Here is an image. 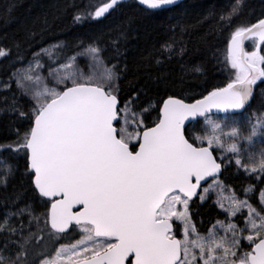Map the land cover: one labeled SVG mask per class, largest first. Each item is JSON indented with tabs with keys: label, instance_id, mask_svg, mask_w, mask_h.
I'll return each instance as SVG.
<instances>
[{
	"label": "snow or ice",
	"instance_id": "6c2138e0",
	"mask_svg": "<svg viewBox=\"0 0 264 264\" xmlns=\"http://www.w3.org/2000/svg\"><path fill=\"white\" fill-rule=\"evenodd\" d=\"M179 2L137 0L152 11ZM122 6L123 0H108L92 12L77 13L73 20H101ZM243 8V0H236L225 22L231 25V17L240 16ZM245 40H254L256 50L246 51ZM260 45L264 19L236 28L225 61L235 70L234 79L193 103L165 91L167 98L160 101L153 125L144 124L151 105H138L139 93L121 97L127 64L113 63L101 39L80 41L74 54L64 59L60 57L69 49L64 41L39 48L31 58H19L5 87L15 85L19 97L26 98L27 111L21 110L16 93L10 102L5 97L3 110L26 123L17 128L12 143L0 145V152L23 154L33 191L47 210L42 217L34 216L25 206L14 215L27 216L29 224L33 220L45 227L50 224V235L70 236L77 227L81 230L80 239L61 245L54 256L38 264H264V191L259 194V209L235 195L227 198V208L219 198L214 201L228 217L247 209L243 227L218 219L204 234L190 211L198 189L203 202L213 187H221L218 178L225 158L218 163L216 149L235 154V165L246 173L264 175V149L258 160L251 151L258 142L264 143V115L253 122L250 114L245 127L227 116L214 119L213 112L227 114L250 105L254 86L264 78ZM112 46L119 54V41ZM179 50L184 51L182 42ZM6 55L0 50V57ZM78 58L86 61L87 73ZM190 71L203 74L205 69L193 65ZM197 117L203 118L202 134H190L186 122ZM245 153L249 163L239 158ZM12 175L9 164L0 173V188H7ZM216 228L223 234L213 231ZM6 234L16 237L11 242L17 250L0 254V264H34L28 258L30 233L26 236L23 222ZM242 240L248 242V251H243ZM7 246L5 241L0 252Z\"/></svg>",
	"mask_w": 264,
	"mask_h": 264
},
{
	"label": "trees",
	"instance_id": "16d2710c",
	"mask_svg": "<svg viewBox=\"0 0 264 264\" xmlns=\"http://www.w3.org/2000/svg\"><path fill=\"white\" fill-rule=\"evenodd\" d=\"M108 0H0V50L7 52L0 59V145L7 146L15 140L17 128L25 125L23 118L10 111H4V99L10 102L15 85L6 88L10 73L19 58H31L33 52L56 41H64L69 49L61 55L64 59L74 54L80 41L88 42L99 38L107 48L106 56L113 63L127 64V71L120 81L121 97L132 98L138 93V105L149 107L143 119L145 125H153L157 119L156 109L168 94H177L188 101L199 99L216 88L226 87L234 79L235 70L226 65L227 48L230 37L238 27L251 26L264 19V0H243L244 8L240 16L231 17L232 23L225 21L236 0H183L177 6L164 10H146L136 0L123 2L122 7L110 10L101 20H86L76 23L74 15L85 11L92 12ZM224 17V19H221ZM183 30V31H181ZM37 33L36 36L31 33ZM123 33V34H122ZM119 41V54L113 49V41ZM176 41L173 43V41ZM181 42L184 51L181 52ZM170 45V48L164 47ZM255 49V41L246 43V51ZM264 55V45H260ZM81 65L86 61L81 59ZM193 65H202L203 74L190 71ZM163 80V83H159ZM22 111H27L26 98L16 93ZM264 113V78L255 85L253 98L244 114ZM242 114V115H244ZM241 114L239 116H242ZM203 120L189 126V133H200ZM218 154L217 150H215ZM12 166L14 175L7 188H0V246L8 241L2 255L16 252L11 242L16 237L8 236L6 230L19 227L23 222L28 258L38 264L42 259L54 256L61 245L74 243L79 239L72 234L50 235L48 225L33 220L29 224L27 216L14 215L19 208L27 206L34 216L46 212L43 198H37L26 171L28 161L23 154L0 152V173ZM239 171V170H238ZM234 166H225L221 179L239 195L245 189H254L250 194L252 204L259 209L264 176L260 181L253 175L238 172ZM192 219L198 229L207 230L226 214L210 198L204 203L192 202ZM7 223H4V220ZM243 244L244 251L249 249Z\"/></svg>",
	"mask_w": 264,
	"mask_h": 264
},
{
	"label": "rangeland",
	"instance_id": "374dc122",
	"mask_svg": "<svg viewBox=\"0 0 264 264\" xmlns=\"http://www.w3.org/2000/svg\"><path fill=\"white\" fill-rule=\"evenodd\" d=\"M1 58H2V57H0V59H1ZM81 59H82V58H78V62H79V63H80ZM80 65H81V63H80ZM81 67L83 68V70L85 71V73L88 72L87 64H86V66L81 65ZM45 74H46V73H45ZM261 115H264V113L256 114V115H254V116H251V119L253 120V122H255V120H256L258 117H260ZM249 116H250V115L246 113V114H244V115H242V116H227V117L230 118V119H237V120H240L241 122H244V126L247 127V123H246V121H247V119L249 118ZM225 117H226V116H214V119L223 120ZM200 134H202V133H201V132H200V133H197V135H200ZM257 139H258V141L260 140L259 137H258ZM240 147H241V150H243V148L245 147V145H244L243 143H241ZM262 149H264V143H261V142H258V143L256 144L255 148H254V149H251V151H253V152L256 154V159H257V160L259 159V153H260V151H261ZM216 150H217V152H218V156H219V158H221V157H224V158H225L224 161H223V163H224L226 166H228V165H229V166H230V165H231V166H234V167L236 168L237 171L239 170V171H242L243 173H246V172L243 170V168H241V167L235 165L234 161H235V159L237 158L235 154L225 152V151H223V150H221V149H216ZM239 158L242 160V163H249L248 158H247V153L241 155ZM220 160H221V159H220ZM239 171H238V172H239ZM246 175H248V176L253 175L254 178H256V180H258V181H260V180L262 179V177L264 176V175L259 174V173H257V174L246 173ZM218 179H219V181H220V183H221V187H219V188L213 187V188L210 190V192H209L208 194H206V195H207V198H206L203 202L207 201V200L210 199V198H213L214 201H216L217 198H219L220 201H221V202L225 205V207L227 208V207L230 206V205H229V200H228L227 198L230 197V196L235 195V196L239 197L240 199H247V200L252 204V201H251V198H250V194L252 193V191L250 190V189H251L250 187H247V188L245 189V193H244V195H239L238 193L235 192V190H234L233 188L228 187L227 185H225V184L223 183V181H222L221 178H218ZM262 191H264V184H263V187H262L261 192H262ZM198 201L201 202L200 200H198ZM252 205H253V204H252ZM217 206H218V205H217ZM253 206H254V205H253ZM218 207H219V206H218ZM254 207H255V206H254ZM222 211H223V210H222ZM224 213H225V212H224ZM246 213H247V209L242 210V212L239 213L236 217H228L227 214L225 213V214H226V217H225L222 221H227L228 219H231L233 223H236V224L238 225V227H243V220L246 218ZM213 231H216V232H219V233L223 234V229H221V228L213 229ZM76 233H77V234L79 235V237L81 238V230H80L78 227H77V229H76ZM248 234H249V232H245L243 235H248ZM181 238H182V237H181ZM241 243H242V249H243V244H244V243L247 244L248 242H247L246 240H242ZM59 248H60V247H59ZM58 250H59V249H58ZM58 250H56V251H58ZM243 251H244V249H243ZM54 255H55V254H54Z\"/></svg>",
	"mask_w": 264,
	"mask_h": 264
},
{
	"label": "water",
	"instance_id": "95a60500",
	"mask_svg": "<svg viewBox=\"0 0 264 264\" xmlns=\"http://www.w3.org/2000/svg\"><path fill=\"white\" fill-rule=\"evenodd\" d=\"M123 1H127V0H123ZM182 1H183V0H180L179 3H181ZM246 41H247V40H245V42H246ZM245 42H244V47H245ZM185 102H186V103H193V102H195V101H193V102L185 101ZM243 111H244V110H242V111L238 110V111L233 112V110H229V113L226 114V113H224V112H222V111L217 112L216 110H213V112H214L215 115H235V114L242 113ZM200 119H203V118H202V117H197V118H195L194 120L187 121V122H186V128H187L189 125H191L192 123H194V122H196V121H198V120H200ZM213 155L216 156V154H215L214 152H213ZM217 162L220 163V161H219L218 159H217ZM223 170H224V168H223V164H222L221 173H220L219 176L222 175ZM209 179H211V178H209ZM204 185H205L204 182H202V187H203ZM200 192H201V190L198 189V190H197V195L194 196V197L192 198V200L196 199V198L199 196ZM69 231H70V230H69Z\"/></svg>",
	"mask_w": 264,
	"mask_h": 264
},
{
	"label": "flooded vegetation",
	"instance_id": "af4514ba",
	"mask_svg": "<svg viewBox=\"0 0 264 264\" xmlns=\"http://www.w3.org/2000/svg\"><path fill=\"white\" fill-rule=\"evenodd\" d=\"M191 206H192V203L190 204V211H191ZM178 223V222H177ZM178 238H181V236H178Z\"/></svg>",
	"mask_w": 264,
	"mask_h": 264
},
{
	"label": "bare ground",
	"instance_id": "6f19581e",
	"mask_svg": "<svg viewBox=\"0 0 264 264\" xmlns=\"http://www.w3.org/2000/svg\"><path fill=\"white\" fill-rule=\"evenodd\" d=\"M145 8V7H144Z\"/></svg>",
	"mask_w": 264,
	"mask_h": 264
}]
</instances>
